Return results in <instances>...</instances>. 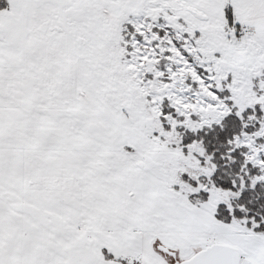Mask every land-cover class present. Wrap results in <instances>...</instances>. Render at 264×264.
<instances>
[{"label":"snow or ice","instance_id":"6c2138e0","mask_svg":"<svg viewBox=\"0 0 264 264\" xmlns=\"http://www.w3.org/2000/svg\"><path fill=\"white\" fill-rule=\"evenodd\" d=\"M0 264H264V0H0Z\"/></svg>","mask_w":264,"mask_h":264}]
</instances>
